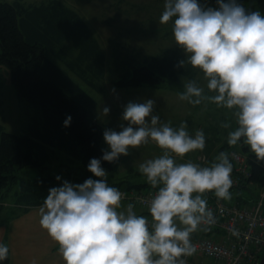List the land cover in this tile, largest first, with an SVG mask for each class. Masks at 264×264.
Segmentation results:
<instances>
[{"label": "clouds", "instance_id": "9594fccd", "mask_svg": "<svg viewBox=\"0 0 264 264\" xmlns=\"http://www.w3.org/2000/svg\"><path fill=\"white\" fill-rule=\"evenodd\" d=\"M216 3L219 7L201 0H164L160 22L173 21L174 40L185 53L177 66L199 68L208 89L189 78L178 96L192 105L211 101L232 110L235 126L231 120L221 121V127L229 129L227 143L248 145L264 162V13L247 9L240 0ZM155 105L154 98L129 100L119 130H103L107 147L87 164L100 179H63L49 187L38 209L39 223L58 243L64 264H188L186 257L197 251L192 234L211 230L217 220L205 193L232 199L230 155L235 153L222 150L204 165L191 159L178 162L176 156L205 148V132L197 128L190 133L187 120L179 126L162 121ZM103 112L109 113L110 106L104 105ZM71 120L68 114L63 124ZM150 140L163 149L138 165L155 189L148 202L151 219L138 214L134 202L122 205L125 194L108 182L109 172L102 166V160L116 161ZM55 179L62 177L57 174ZM232 232L239 234L236 228ZM9 252V244L0 239V262ZM28 264H39V258L32 257Z\"/></svg>", "mask_w": 264, "mask_h": 264}, {"label": "trees", "instance_id": "16d2710c", "mask_svg": "<svg viewBox=\"0 0 264 264\" xmlns=\"http://www.w3.org/2000/svg\"><path fill=\"white\" fill-rule=\"evenodd\" d=\"M256 3L264 13V0H256ZM246 8L254 10L251 6ZM65 40L72 41L71 48L63 46ZM121 50L118 45L114 48L116 59L121 56ZM71 52H75V56L68 59L66 54ZM50 55L63 58L75 78ZM130 55L117 62L119 76L114 80L117 87H159L165 81H175L178 75L192 77L194 73L191 65L177 66L182 56L176 49L159 56H146L140 64H133L136 57ZM0 65L9 69L17 96L34 104L41 112L40 117H32L20 134L4 130L0 124V195L4 199L13 192L15 208L5 209L12 217L30 206L42 204L49 187L61 184L63 179L82 183L87 178L78 173L81 169L78 167L48 170L47 164L55 150L63 151L70 163L81 161L86 165L91 157L102 155L104 127L94 118L96 99L86 87L95 91L103 89L100 80L105 75V55L81 15L62 1L45 0L25 5L21 0H0ZM68 114L72 120L65 126L63 121ZM223 143L219 152L238 150L246 156L248 165V176H240L239 183L230 191L250 193L252 196L237 194L235 198L246 204L253 203L258 191L251 187L260 190L264 186V162L256 159L248 145ZM116 165V162L102 160L108 172L112 173ZM27 167L35 169L33 177L19 174ZM57 174L62 177L59 181L55 179ZM111 184L142 193L152 188L146 180ZM142 211L151 216L148 210ZM263 253L264 250L261 257ZM9 263V256L0 262Z\"/></svg>", "mask_w": 264, "mask_h": 264}, {"label": "rangeland", "instance_id": "374dc122", "mask_svg": "<svg viewBox=\"0 0 264 264\" xmlns=\"http://www.w3.org/2000/svg\"><path fill=\"white\" fill-rule=\"evenodd\" d=\"M26 2H36L39 0H24ZM68 5L75 8L86 25L90 29L93 36L98 40L105 55V75L100 80L103 91H97L88 88L90 94L94 95L99 102L97 107V117L102 121L104 126L116 128L119 130L121 123V113L123 105L129 100H142L143 98H154L156 105L154 112L158 113L161 120L164 122L171 121L173 126H179L182 120H187L188 130L194 134L197 128H203L206 135V146L203 150L196 149L186 153L183 157L176 156L178 162H185L191 159L201 165L209 164L214 157L219 153L224 141H227L229 129L221 127V121L231 120L235 126V118L232 116V110L225 107H217L211 101L202 102L199 105H192L187 100L179 98L178 93L184 91L183 82L189 78H195L198 83L206 87V80L203 72L199 68H193L194 73L191 76H181L175 81H165L159 87L139 86V87H117L114 85V80L119 76L117 68L118 61L125 60L126 56L132 54L136 61L133 64L142 63L143 59L151 54L159 56L163 53H171L176 49L180 56L184 58L185 53L178 43L174 40L172 32L173 21L170 19L167 23L160 22V15L164 10V0H63ZM206 6L219 7L216 0H201ZM245 7L251 6L254 10H260L256 0H247ZM122 48L121 56L116 59L114 48ZM132 56V57H133ZM132 58L128 60L130 62ZM129 67V66H128ZM115 88V92L112 89ZM110 106V112L105 114L103 106ZM41 116L40 110L32 103L25 99H20L10 81L9 69L0 65V124L4 130L20 134L25 131L28 123L33 116ZM127 124V121H123ZM163 149L154 141H149L147 144H141L131 148L128 155L121 154L116 162V168L111 173L109 172L106 178L109 183L124 181L125 184L145 182V177L138 170V165L145 159L155 155L162 154ZM69 158L61 150H55L51 154L48 165V170L55 171L64 167H78V173L100 179L96 177L88 168L86 163L77 161L74 163L68 162ZM88 164V163H87ZM36 173L33 167H27L19 171L20 175L32 177ZM16 188V187H15ZM253 190L259 194L262 189ZM150 191L155 189L149 188ZM264 193V191L262 192ZM214 191H208L205 195H213ZM237 194L244 196L250 193L242 190L232 192V201L243 203L242 200L235 198ZM2 196L0 195V199ZM236 199V200H235ZM5 201V202H4ZM128 203L126 200H122ZM5 216H8V210L15 208V197L10 191L9 195L1 200ZM244 204V203H243ZM18 207V206H16ZM135 208L142 210L139 204H135ZM1 209V207H0ZM200 230L196 234L209 235L212 237L219 236L211 233H202ZM198 235V236H200ZM194 258V259H193ZM193 261L197 259L194 253L190 256ZM210 261L205 258L204 262ZM211 262V261H210Z\"/></svg>", "mask_w": 264, "mask_h": 264}, {"label": "built area", "instance_id": "2783aa9c", "mask_svg": "<svg viewBox=\"0 0 264 264\" xmlns=\"http://www.w3.org/2000/svg\"><path fill=\"white\" fill-rule=\"evenodd\" d=\"M230 153L234 165L232 187H236L241 177L248 176L246 156L235 150ZM125 195L122 200H128L139 204L144 210H148V202L155 191L147 190L146 193L134 189L123 190ZM264 191V186L262 188ZM262 191V192H263ZM260 193L253 203L229 202L218 198L215 193L207 195L209 207L214 210L217 217L216 223L211 225V230L202 233H211L219 236L200 235L194 232L192 240L197 245L195 252L197 259L186 257L188 264H258L264 250V193ZM151 219V216H148ZM238 229L239 234L234 235L232 229ZM201 233V234H202ZM200 235V236H198ZM208 258L210 261L204 262Z\"/></svg>", "mask_w": 264, "mask_h": 264}, {"label": "crops", "instance_id": "0c3cea01", "mask_svg": "<svg viewBox=\"0 0 264 264\" xmlns=\"http://www.w3.org/2000/svg\"><path fill=\"white\" fill-rule=\"evenodd\" d=\"M45 0H39L36 2H26L21 0L23 4H39ZM65 3L63 0H60ZM69 8L75 11V8L65 3ZM72 41L65 40L63 46L67 48L72 47ZM55 59L60 66H62L68 73L75 78V74L71 73L66 67L63 58L50 55ZM69 58L75 56V52L66 54ZM103 91V89H102ZM102 91H97L100 93ZM94 97V95H92ZM96 107L94 109V118L106 128L102 121L97 117V107L99 102L96 97ZM104 146L107 147L106 142L103 139ZM33 177V176H32ZM8 196V195H7ZM5 202V201H4ZM1 204V203H0ZM128 203L122 201V205H127ZM41 205V204H40ZM34 205L28 207L25 211L18 212L17 214L11 216H5L4 211L1 214L0 211V239L10 246V263L9 264H28L32 257L39 258V264H64L61 254L58 251L59 245L54 241L47 233V230L42 228L39 219V206ZM138 214H144L139 208ZM145 215V214H144ZM194 259V258H193Z\"/></svg>", "mask_w": 264, "mask_h": 264}, {"label": "water", "instance_id": "95a60500", "mask_svg": "<svg viewBox=\"0 0 264 264\" xmlns=\"http://www.w3.org/2000/svg\"><path fill=\"white\" fill-rule=\"evenodd\" d=\"M258 264H264V253H263V255H262V257H261V259H260Z\"/></svg>", "mask_w": 264, "mask_h": 264}]
</instances>
